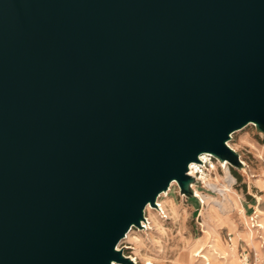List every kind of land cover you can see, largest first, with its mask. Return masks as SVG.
Segmentation results:
<instances>
[{"label": "water", "instance_id": "1", "mask_svg": "<svg viewBox=\"0 0 264 264\" xmlns=\"http://www.w3.org/2000/svg\"><path fill=\"white\" fill-rule=\"evenodd\" d=\"M264 134V0H0V264L116 245L187 165Z\"/></svg>", "mask_w": 264, "mask_h": 264}, {"label": "rangeland", "instance_id": "2", "mask_svg": "<svg viewBox=\"0 0 264 264\" xmlns=\"http://www.w3.org/2000/svg\"><path fill=\"white\" fill-rule=\"evenodd\" d=\"M227 142L244 166L227 168L224 165L222 170L215 167L204 177L213 189H195L205 199L204 204L199 203V196L192 198L191 192L181 194L176 183H172L167 196L158 198L166 218L158 214L159 208H146L143 211L148 219L146 229L131 227L128 237L118 241L116 250L134 258L135 264L147 261L151 264H190L191 255L198 252L214 259V264H242L243 256L248 262L260 259L264 230L259 226L258 231H253L249 219L254 217L256 224H264V214L256 210L264 212V134L248 124L231 133ZM223 191L229 192L228 198L223 196ZM239 209L242 215L238 214ZM249 230L253 231L251 241L247 237ZM223 254L226 259H219ZM192 262L198 264V257Z\"/></svg>", "mask_w": 264, "mask_h": 264}, {"label": "built area", "instance_id": "3", "mask_svg": "<svg viewBox=\"0 0 264 264\" xmlns=\"http://www.w3.org/2000/svg\"><path fill=\"white\" fill-rule=\"evenodd\" d=\"M238 158H239V156H238ZM192 163H193V166H191V167H190V164L187 165V170L185 173L186 175L189 176L188 173L191 171L193 174V176H190V177L192 178V182L194 184L193 185L194 187H192L190 185L191 183L189 184V187H188V190L192 193V196L194 197V195H195L193 188L198 189V187L199 188L205 187L204 189H206V190H210V191L213 190L209 187V185H207L210 182H205L204 177H206L207 175H210L212 173V171L215 170V167H219L222 170V168L224 166L222 161L219 160L218 158L210 155V154L204 153V154H201L197 157V162H192ZM156 199L154 200L155 206H156ZM199 203L201 204L200 201H199ZM156 208L158 209V206H156ZM157 212H158V214H161V218H166V216L164 215L162 210L158 209ZM142 216H143V221H139V225H140L141 229L145 230L146 229L145 225H147V220L145 219L144 214H142ZM255 217H256V215H255ZM253 219H254V217L249 219L250 220L249 226H250V228H254L257 230V229H259V227L257 226L258 224H256V221ZM242 261H243V264H259L257 259H254V261L248 262L246 256H243Z\"/></svg>", "mask_w": 264, "mask_h": 264}, {"label": "bare ground", "instance_id": "4", "mask_svg": "<svg viewBox=\"0 0 264 264\" xmlns=\"http://www.w3.org/2000/svg\"><path fill=\"white\" fill-rule=\"evenodd\" d=\"M249 125H253V124H249ZM226 144H227V146L229 147V148H231V149H233L231 146H230V144L228 143V142H226ZM234 150V149H233ZM238 160H239V163H240V165H242V166H244L245 165V163L241 160V158H238ZM222 163L224 164V165H226V167L228 168V167H230L228 164H227V162L225 161V160H222ZM190 164V167L191 166H193V163L191 162V163H189ZM241 170H243L244 171V169L243 168H241ZM189 176H193V174H192V172L190 171L189 173ZM258 182V181H257ZM172 183H175L174 181H171L170 183H169V185H168V188L165 190V191H162L159 195H158V197H157V199H156V206H158V208L160 209V210H162L163 211V207H162V204L160 203V200H158V198L160 197V196H162V195H165V196H167V194H168V192L171 190H169L168 191V189H169V187L171 186V184ZM191 183V184H190ZM189 184L192 186V187H194L193 185V182L192 181H190L189 183H188V186L187 187H189ZM168 191V192H167ZM167 192V193H166ZM166 193V194H165ZM223 193V196H225L226 198H228L229 196H228V193L229 192H227V191H223L222 192ZM194 197L196 196H199V198H200V201H201V203L202 204H204L205 203V199L203 198V196H201L199 193H197V191L195 190V188H194ZM194 197H192V198H194ZM258 199V201H260L261 200V198L260 197H258L257 198ZM158 200V201H157ZM208 202V201H207ZM227 204H229V203H227ZM156 206L155 207H150L149 205H146L145 206V208H144V212H145V209L147 208V209H150V210H153V209H151V208H156ZM206 206V205H205ZM231 208V207H230ZM229 208V209H230ZM225 209V208H224ZM209 210V209H208ZM233 210V209H232ZM231 210V211H232ZM256 210H257V212H260V213H262V214H264V212L263 211H260L259 210V208H256ZM211 212V211H210ZM217 213V212H216ZM238 214L239 215H242V210L241 209H239L238 210ZM154 222V221H153ZM263 222V221H262ZM143 223V222H142ZM147 223H148V219H147ZM146 226V225H145ZM258 227L259 226H261V229L262 230H264V224L263 223H261L260 225H257ZM132 228H130L126 233H125V235H124V238H125V236H126V238L128 237V232L131 230ZM127 234V235H126ZM249 235L247 236L248 237V239L250 240H252L253 239V231H251V230H249V233H248ZM256 239V238H255ZM250 240V241H251ZM258 241V240H257ZM256 242V241H255ZM210 245V244H209ZM214 246H216V245H212V247H214ZM117 248V247H116ZM209 248H211V246L209 247ZM215 249V248H214ZM216 250V249H215ZM220 250V249H219ZM218 251V250H217ZM222 251V250H221ZM195 252V251H194ZM197 252V251H196ZM215 254V253H214ZM221 255V254H220ZM224 256L223 257H221V258H219V259H222V260H225L226 259V255L225 254H223ZM124 256H126V255H124ZM131 262H133V264H135L136 263V260L134 259V258H130V257H128V256H126ZM195 257H198V261H199V263L198 264H214V262L212 261V260H214V259H211L207 254H201L200 252H198V254H196V255H194V256H192L191 255V258H190V264H193V260H194V258ZM218 257V256H217ZM241 262H243V261H241ZM111 264H116V263H114V262H112ZM145 264H151L149 261H147V262H145ZM243 264V263H242Z\"/></svg>", "mask_w": 264, "mask_h": 264}, {"label": "crops", "instance_id": "5", "mask_svg": "<svg viewBox=\"0 0 264 264\" xmlns=\"http://www.w3.org/2000/svg\"><path fill=\"white\" fill-rule=\"evenodd\" d=\"M256 217H257V215H256ZM257 221V220H256ZM259 229H255V230H253V231H258ZM263 245V244H262ZM260 247H262V248H260V251H261V253L263 254L262 256H261V258L260 259H258L260 262H261V264H263L264 263V246H261V244H260Z\"/></svg>", "mask_w": 264, "mask_h": 264}]
</instances>
